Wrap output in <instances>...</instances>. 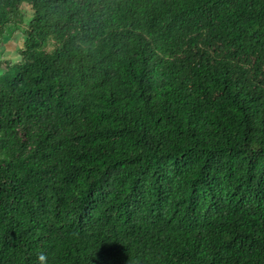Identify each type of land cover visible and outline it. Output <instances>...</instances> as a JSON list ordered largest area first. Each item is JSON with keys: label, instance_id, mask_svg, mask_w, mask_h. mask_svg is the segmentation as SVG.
Wrapping results in <instances>:
<instances>
[{"label": "trees", "instance_id": "1", "mask_svg": "<svg viewBox=\"0 0 264 264\" xmlns=\"http://www.w3.org/2000/svg\"><path fill=\"white\" fill-rule=\"evenodd\" d=\"M17 26L0 264H264V0H0Z\"/></svg>", "mask_w": 264, "mask_h": 264}, {"label": "clouds", "instance_id": "2", "mask_svg": "<svg viewBox=\"0 0 264 264\" xmlns=\"http://www.w3.org/2000/svg\"><path fill=\"white\" fill-rule=\"evenodd\" d=\"M24 11L22 9V12L21 14L23 15L24 14ZM32 13L31 12H28L26 17H25V24L27 22V19H29L31 17ZM18 27V30L23 33L24 31V26H17ZM12 31V26H8L7 29H6V33H11ZM6 38H9L8 35H6ZM59 47V41L57 40V38L55 36H49L47 38V41L46 43L38 50L40 53H43V54H47V55H53L55 54L57 48ZM22 58L19 57V56H16L13 58L12 62L13 63H16V62H19ZM38 262L39 264H47L48 262V257L44 254V253H41L39 256H38Z\"/></svg>", "mask_w": 264, "mask_h": 264}, {"label": "rangeland", "instance_id": "3", "mask_svg": "<svg viewBox=\"0 0 264 264\" xmlns=\"http://www.w3.org/2000/svg\"><path fill=\"white\" fill-rule=\"evenodd\" d=\"M22 9L25 10L24 14L27 15L28 12H31L30 7L27 5L22 6ZM25 30V28H24ZM9 34V33H8ZM18 36H13L9 38H5L4 46L0 49V60L11 59L13 60L14 57L19 56L18 48L20 47V39H22V33L20 32ZM4 71V66H0V75Z\"/></svg>", "mask_w": 264, "mask_h": 264}]
</instances>
